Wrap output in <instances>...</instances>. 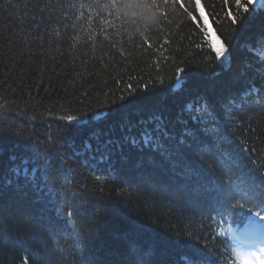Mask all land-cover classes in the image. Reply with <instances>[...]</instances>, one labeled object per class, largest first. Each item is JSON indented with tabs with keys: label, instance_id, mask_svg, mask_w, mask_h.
<instances>
[{
	"label": "trees",
	"instance_id": "obj_1",
	"mask_svg": "<svg viewBox=\"0 0 264 264\" xmlns=\"http://www.w3.org/2000/svg\"><path fill=\"white\" fill-rule=\"evenodd\" d=\"M109 3L0 0V264H134L133 246L150 264H188L191 247L212 264H242L237 253L250 252L233 229L246 222L217 214L215 181L197 169L264 191V0L240 10L235 26L223 0H201L212 38L227 48L219 61L209 44L195 48L203 37L178 7L160 3L133 16ZM211 5L221 11L216 20ZM200 97L215 107L214 119L200 114L214 145L189 152L190 170L173 171L163 149L126 139H139L157 117L177 139L199 128L190 120L195 108H185ZM101 105L79 129L61 119ZM259 236L250 246L257 256Z\"/></svg>",
	"mask_w": 264,
	"mask_h": 264
},
{
	"label": "snow or ice",
	"instance_id": "obj_2",
	"mask_svg": "<svg viewBox=\"0 0 264 264\" xmlns=\"http://www.w3.org/2000/svg\"><path fill=\"white\" fill-rule=\"evenodd\" d=\"M234 7L236 11L234 12L230 6V0H223V5L228 6L225 9H222L223 17L230 20L231 24L235 26L242 17L239 13L242 10L244 13L250 12L251 8L256 6L257 0H233ZM160 3L165 5H170L174 8L178 7L186 14L187 18L190 20L191 24L194 25L197 31L200 32L203 37L201 43L195 44L196 49H201L204 44H209L211 50L215 52V58L219 61L227 52V48L218 43V37L212 38V27L209 24L208 16H205L200 13L201 0H110L108 7H118L123 9L124 15H133V16H144V10L147 9H159ZM213 11L209 13L213 17V20H216L217 17L221 16V11H215V5H211ZM264 7V5H262ZM139 10V11H138ZM167 17V12L163 13ZM217 23L219 21L217 20ZM181 40L183 36L180 37ZM191 36H189V40ZM147 43V39L145 41ZM170 41L165 39L161 48H164V51L167 52L168 49L165 48V45H168ZM149 47L152 45L149 43ZM176 50L179 51V46H176ZM165 62L169 61V56L163 57ZM157 70H159V63L156 64ZM182 68H177V72H182ZM133 79V77H129ZM183 82V77H177L176 87L179 88ZM117 85L120 84V81H116ZM139 87V86H138ZM127 89L132 91V84L127 85ZM135 91H132V95H135ZM107 95V94H106ZM121 100L125 99L122 95ZM107 105H101V109L93 110L92 113L80 112L78 115H68L61 117V119L66 120V127L70 129H79L87 124H89L96 115L99 114L100 110L106 108ZM195 108V114L190 116V120L194 125H200L199 128H188L185 127L182 130V133L177 139L174 136H170L169 133L164 129L162 122L159 121V118H156V122L148 121V124H153L152 128H145L140 132V138L137 139L135 136L126 137L133 145H138L143 142V145H151L153 149H163L161 155L169 162L173 171L177 169L181 170H190V164L188 162V154L191 151L197 150L199 145L208 144L209 146L214 145L212 138V133L209 128L204 127L206 123V118L214 119V104L212 101L208 100L206 97H200L195 105L193 103H188L185 110L192 112ZM206 114V118L201 116V113ZM181 123H187V121H181ZM2 131V129H0ZM131 131V129H129ZM169 140L168 147H164L161 144V137ZM93 139H99L98 133H93ZM106 143L110 144L111 141ZM85 147L91 149L92 145L90 143L85 144ZM211 148L209 149V151ZM107 154L101 156V160L106 159ZM14 159V158H13ZM255 163V161H253ZM15 176H20L21 171L19 168L12 169ZM35 171V170H34ZM185 171L177 172V175H186ZM197 175L203 179L208 180L210 183L215 181L214 185V200L216 207L218 209L217 214L221 217H232L234 214L241 215L246 222V228L249 236L255 237L256 235H264V191L255 193L248 189H241L239 186L234 187V182L231 180H224L221 182L217 180L214 176L208 173L203 168L197 169ZM97 180H100L99 175L96 176ZM7 184H11L12 180L9 179L6 181ZM74 215L73 211L69 209L67 211V216L72 217ZM207 246H205L206 248ZM237 256L240 257L242 264H264V249L261 250V254L257 256L255 253L250 252L247 256H242L240 253H237ZM130 259L134 260V264H150L149 260L145 259L144 250L133 246L130 248ZM188 264H212L211 255L206 252L204 249L191 247L188 256H186Z\"/></svg>",
	"mask_w": 264,
	"mask_h": 264
},
{
	"label": "clouds",
	"instance_id": "obj_3",
	"mask_svg": "<svg viewBox=\"0 0 264 264\" xmlns=\"http://www.w3.org/2000/svg\"><path fill=\"white\" fill-rule=\"evenodd\" d=\"M146 19L148 22H155L157 17L155 14H152V15L147 16Z\"/></svg>",
	"mask_w": 264,
	"mask_h": 264
}]
</instances>
